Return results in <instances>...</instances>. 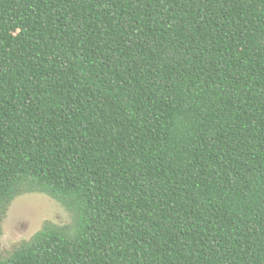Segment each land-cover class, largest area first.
<instances>
[{
	"label": "trees",
	"instance_id": "obj_1",
	"mask_svg": "<svg viewBox=\"0 0 264 264\" xmlns=\"http://www.w3.org/2000/svg\"><path fill=\"white\" fill-rule=\"evenodd\" d=\"M0 264H264V0H0Z\"/></svg>",
	"mask_w": 264,
	"mask_h": 264
},
{
	"label": "rangeland",
	"instance_id": "obj_2",
	"mask_svg": "<svg viewBox=\"0 0 264 264\" xmlns=\"http://www.w3.org/2000/svg\"><path fill=\"white\" fill-rule=\"evenodd\" d=\"M66 225L70 214L58 203L42 194H27L16 198L2 223L0 258L7 257L14 248L28 241L45 222Z\"/></svg>",
	"mask_w": 264,
	"mask_h": 264
}]
</instances>
